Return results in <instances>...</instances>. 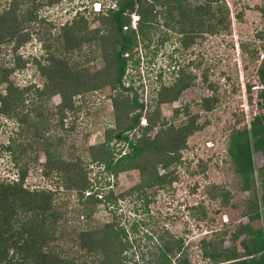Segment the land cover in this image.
Returning a JSON list of instances; mask_svg holds the SVG:
<instances>
[{
	"label": "rangeland",
	"instance_id": "1",
	"mask_svg": "<svg viewBox=\"0 0 264 264\" xmlns=\"http://www.w3.org/2000/svg\"><path fill=\"white\" fill-rule=\"evenodd\" d=\"M9 1L0 0V7L6 6ZM223 1L228 18L219 24L217 30L194 31L193 41L185 45L182 38L188 39L190 35L189 32L179 31V27L189 29L190 25L185 21L177 25L176 17L174 28L168 27L158 16L150 40L138 42L132 51V58L139 59V71H136V75L129 65L124 84L133 83L144 103V112L149 100L156 97L160 84H172L180 69L194 76L191 85L180 93L176 101L159 105L166 124L178 125L195 118L197 125L186 139V148L182 150L184 163L177 167L179 176L171 187L156 185L145 189L143 196L138 197L133 193L120 196L115 202L108 201L110 187L115 198L119 192L139 181L137 169L123 171L112 177L103 172L101 164L91 161L89 156L88 146L103 142L105 131L114 125V108L108 87L76 96L74 100L77 102L86 101L89 113L85 114V109L77 114L68 111L63 127L58 125L59 118L54 115L60 96L54 94L40 99L32 87L14 113H0V181H14L18 177L19 167L25 166L23 185L29 189L52 190L59 204L62 203L64 212L68 211L64 218L67 227H100L106 222L123 226L131 240L129 248L123 252L129 258L126 264H134V261L137 264H154L158 258L156 254L167 241L171 248L168 252L171 264L179 256L176 242L180 243L181 255H187L190 264H208V259L202 257V239H223V247L231 246V236L237 225L248 221L244 215L248 202L254 195L260 197L264 190V178L262 181L259 171L261 152L253 153L255 170L252 187L243 190L242 180L234 171L226 150L232 129L249 126L251 119L262 112L257 97L260 89L256 86L261 84L258 70L264 61V0ZM201 2L187 0L184 7L188 9ZM97 3L104 13L115 5V0H59L52 4H40L36 11L38 21H30L26 28L30 33L28 41L16 51L24 65L15 66L13 41L0 46V65L12 69L9 79L20 87L30 84L42 86L44 77L34 59L47 64L50 60L47 58L53 57L58 59L56 62L66 63L70 67L73 62L94 69L101 67L98 54L91 61L85 57L84 53L88 50L86 43L79 49H63L62 40L56 39L62 25L71 24L78 16L86 20L87 30L97 28L99 14L94 9ZM217 16L221 17V14L217 13ZM130 18L131 27L136 28L138 14L135 12ZM159 75L160 79L157 78ZM3 87L4 84H1L0 88ZM211 95L214 100L210 102L211 108L206 109L202 105V98ZM35 106H40L37 110H43L45 116L50 117L45 130L33 110ZM185 106L188 107L187 112L182 109ZM175 108H181L178 114L174 112ZM22 115H27V122L33 119L36 123H21ZM142 118L146 120L144 114ZM147 124L146 120L145 125H139ZM34 129L35 132H41L44 139L48 137L52 140V146L61 138L57 150L62 157L75 159L79 156L85 164L90 187L86 189L83 199L93 192L99 198L90 217L76 214L75 209L83 205L75 189L67 188L61 176L55 172L48 176L44 174L45 141L35 135ZM157 129L155 127L150 134H154ZM139 133L140 128L128 132L130 138H135ZM109 146L120 154L128 149L126 143L114 139ZM201 161L206 164L205 168L199 167ZM212 185L222 186L228 192L225 202L221 196L212 198L209 195ZM251 225L264 228L262 219L251 222ZM246 238V234H241L233 242L239 252L243 250L240 240ZM67 246L69 254L85 255V251L75 243L67 242ZM89 260L84 264H92Z\"/></svg>",
	"mask_w": 264,
	"mask_h": 264
},
{
	"label": "trees",
	"instance_id": "2",
	"mask_svg": "<svg viewBox=\"0 0 264 264\" xmlns=\"http://www.w3.org/2000/svg\"><path fill=\"white\" fill-rule=\"evenodd\" d=\"M58 1L10 0L6 6L0 7V46L13 41L12 49L16 54L18 47L30 37L26 29L29 22L38 21L36 14L38 6ZM186 1L115 0V5L106 9L104 13L101 9L97 11L99 14L97 28L87 30V22L83 16H78L71 24H63L59 36L56 37L62 40L63 49H79L86 43L88 50L84 53L85 57L92 60L98 54L102 62L101 67L94 69L75 62L70 67L66 63L56 62L58 61L56 58L46 56L48 60L50 59L47 64L42 63L40 59H34L40 74L44 77L43 85L34 87V84H30L20 87L9 79L12 69L0 65V85L4 84V87L0 88V113L7 115L14 113L20 108L24 95L32 87L40 99L44 96L49 98L54 94L60 96L61 100L55 107L54 115L59 118L58 125L63 127L68 111L77 114L85 109V114L89 113L86 101L77 102L74 100L76 96L81 97L86 92L108 87L114 108V125L105 131L103 142L88 146L89 156L91 161L101 164L103 172L112 177L130 169H137L139 172V181L129 189L119 192L115 198L110 187L108 201L115 202L120 196L133 193L140 197L145 194V189L156 185L171 187L179 176L177 167L184 163L182 150L186 148V139L196 130L197 125L195 118L178 125L166 124L159 105L162 102L176 101L180 93L191 85L194 76L180 69L172 84H160L156 97L149 100L146 112L133 83L125 85L124 80L129 65L135 74L139 71V59L132 58V51L138 42L145 43L150 40V33L154 30L155 22L159 20L158 16L168 27L174 28L176 17L177 25L180 21L190 25L189 29L179 27L182 33L189 32L190 38H182L185 45L193 41L194 31L217 30L219 24L228 18L223 0H202L188 9L184 7ZM135 12L138 14V25L132 28L130 16ZM217 13H220L221 17L217 16ZM43 45L47 50V45L45 43ZM23 65L21 57L16 54L15 66ZM160 77L161 75L157 78ZM258 77L262 87L257 97L262 112L251 119L249 126L232 129L226 149L234 171L242 180L243 190H250L254 180V151H260L262 154L259 171L262 181L264 178V61L258 70ZM212 100H214L212 95L203 97L204 108H211ZM37 107L32 109L45 130L48 128L49 115L45 116L44 111L37 110ZM180 109L175 108L174 112L178 114ZM182 109L187 112L188 107ZM143 114L148 121L146 126L139 125ZM22 116L20 122H27V115ZM32 122L36 123L35 120L29 119L26 125ZM71 127L73 128V124ZM155 127L158 129L151 135L150 132ZM136 128H140L139 135L130 138L128 132ZM35 135L44 139L41 132H35ZM60 139H57L59 144ZM113 139L126 143L127 152L115 153L109 146ZM44 141L46 155L43 162L44 174L48 176L55 172L61 176L67 188L75 189L78 200L83 205L80 209H75L76 214L90 217L99 198L96 196L97 193L93 192L88 193L83 199L86 189L90 187L85 164L79 156L75 159L63 158L57 150L58 143L52 146L53 141L48 137ZM198 165L206 167L202 161ZM25 174L26 167L20 166L18 177L14 181H0V264H84L88 259L92 264H96L97 260V264H126L127 260L129 261L123 252L129 248L131 240L128 239L123 226L106 222L100 227H67L64 218L68 211L64 212L62 203L59 204L55 198V193L50 189L25 187L23 185ZM208 193L212 198L221 196L223 202L227 200L228 192L222 186L212 185ZM244 215L248 221L237 225L231 236V246L223 247V239L201 240L202 257L208 259V264H264V228H254L251 225V222L262 219L264 227V190L260 197L254 195L248 202ZM241 234H246L248 238L240 240L243 250L239 252L233 242ZM67 242L75 243L79 249L85 251V255L69 254ZM175 247L179 256L173 264H190L188 256L181 255L180 243L176 242ZM170 249L167 241L156 254L158 258L154 264H171V257L168 254ZM134 264L137 262L134 261Z\"/></svg>",
	"mask_w": 264,
	"mask_h": 264
},
{
	"label": "built area",
	"instance_id": "3",
	"mask_svg": "<svg viewBox=\"0 0 264 264\" xmlns=\"http://www.w3.org/2000/svg\"><path fill=\"white\" fill-rule=\"evenodd\" d=\"M94 9H95L96 11H99V10H100V4H99V3L94 4ZM256 87H258V88L260 89L262 86H261V84H260L259 86H256ZM145 123H146L145 118H142L141 121H140V124H141V125H145Z\"/></svg>",
	"mask_w": 264,
	"mask_h": 264
}]
</instances>
